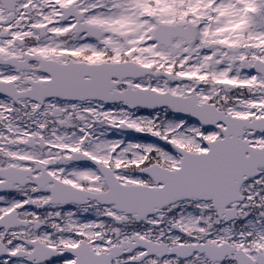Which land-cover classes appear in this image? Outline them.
Masks as SVG:
<instances>
[{
	"label": "snow or ice",
	"instance_id": "obj_1",
	"mask_svg": "<svg viewBox=\"0 0 264 264\" xmlns=\"http://www.w3.org/2000/svg\"><path fill=\"white\" fill-rule=\"evenodd\" d=\"M0 264H264V0H0Z\"/></svg>",
	"mask_w": 264,
	"mask_h": 264
}]
</instances>
